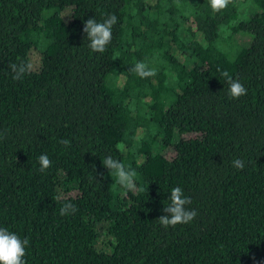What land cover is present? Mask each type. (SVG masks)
<instances>
[{"label":"trees","instance_id":"obj_1","mask_svg":"<svg viewBox=\"0 0 264 264\" xmlns=\"http://www.w3.org/2000/svg\"><path fill=\"white\" fill-rule=\"evenodd\" d=\"M112 14L94 53L84 23ZM175 187L198 215L165 229ZM0 228L29 241L26 264H264V0H0Z\"/></svg>","mask_w":264,"mask_h":264},{"label":"clouds","instance_id":"obj_2","mask_svg":"<svg viewBox=\"0 0 264 264\" xmlns=\"http://www.w3.org/2000/svg\"><path fill=\"white\" fill-rule=\"evenodd\" d=\"M210 6L214 12H221L226 9L233 0H209ZM118 22V17L115 14L108 16L102 23L97 22L95 18H90L84 23L83 31L87 34V40L90 42L89 47L94 53L103 54L109 44L112 42L113 26ZM11 71L14 73V80L23 79L24 75L29 72L33 65L21 61L19 64H10ZM140 78H149L156 75V71L148 67L143 61L136 62L131 69ZM221 76L226 78L229 84V97L238 100L240 97L247 95V89L237 79H233L227 70L220 72ZM60 144L65 147L70 146V141L61 139ZM40 171L46 172L52 165V161L46 154H41L39 157ZM104 168L108 169L109 173L116 177L117 184L128 190L136 191V177L137 172L130 166L126 167L124 163L112 158L106 157L102 160ZM234 168L243 170L245 163L241 159H235L232 162ZM95 170V166L93 165ZM170 205L164 207L163 211L167 215L159 217V222L165 229L178 225L188 224L198 215L196 210H189L186 205L192 203L191 199L185 196L180 187H175L170 193ZM78 211L77 207L66 202L60 208L61 216H68L75 214ZM27 239L21 240L15 233H10L7 229L0 228V264H26L24 259L26 252L25 247L28 245Z\"/></svg>","mask_w":264,"mask_h":264},{"label":"rangeland","instance_id":"obj_3","mask_svg":"<svg viewBox=\"0 0 264 264\" xmlns=\"http://www.w3.org/2000/svg\"><path fill=\"white\" fill-rule=\"evenodd\" d=\"M31 61H33V62H37V61H39V57L38 56H36L34 53L33 54H31Z\"/></svg>","mask_w":264,"mask_h":264}]
</instances>
